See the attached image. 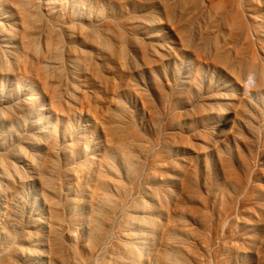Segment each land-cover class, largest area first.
<instances>
[{"label": "rangeland", "instance_id": "obj_1", "mask_svg": "<svg viewBox=\"0 0 264 264\" xmlns=\"http://www.w3.org/2000/svg\"><path fill=\"white\" fill-rule=\"evenodd\" d=\"M169 226L264 264V0H0V264H159Z\"/></svg>", "mask_w": 264, "mask_h": 264}, {"label": "bare ground", "instance_id": "obj_2", "mask_svg": "<svg viewBox=\"0 0 264 264\" xmlns=\"http://www.w3.org/2000/svg\"><path fill=\"white\" fill-rule=\"evenodd\" d=\"M112 118V117H111ZM116 119V118H115ZM116 126V125H115ZM114 127V126H113ZM118 128V127H117ZM117 128H115V129H117ZM112 132V131H111ZM114 133V132H113ZM122 134V133H121ZM113 137V136H112ZM120 137V136H119ZM115 140V139H114ZM117 140V139H116ZM115 140V141H116ZM120 141V140H119ZM115 145H116V143H115ZM118 145V144H117ZM104 195V194H103ZM102 196V195H101ZM103 199V198H102ZM107 199H109V198H107ZM106 200V199H105ZM231 217V215L229 214L228 215V218H230ZM224 218H227V217H224ZM177 221V220H176ZM218 222H220V221H218ZM173 224V223H172ZM171 225V224H170ZM219 225V224H218ZM224 225V222H221L220 223V225H219V227L217 226V229H219V228H222V226ZM168 226V225H167ZM166 226V227H167ZM178 225H176V227H177ZM175 227V228H176ZM164 228V227H163ZM173 228H174V226H173ZM168 230H167V232H165L164 233V239H163V243H162V250L163 251H161V252H163L162 253V255H161V257L160 258H158V260H159V264H192V263H188V262H186L185 260H187V259H185V258H188L187 257V255L189 254H183V255H185L186 257L184 258V257H182L183 255L182 254H180V255H182L180 258H184L183 260L182 259H179V257L178 256H180V255H178L177 256V258H175V255L173 256L170 252H169V250H171V252H172V248H174L175 249V247H178V245L177 244H179V242H182L181 240H180V238L181 237H179V240L176 238V236L175 235H173L172 233H171V226H169V228H167ZM166 231V230H165ZM184 231V230H183ZM190 230L188 229V231H187V233L189 232ZM162 232H164V231H162ZM178 233V232H177ZM179 233H180V231H179ZM185 233V232H184ZM190 233V232H189ZM176 234V233H175ZM186 234V233H185ZM185 234H183L184 236H185ZM178 235V234H177ZM187 236L188 235H190V234H186ZM214 235H215V233H214ZM185 238V237H184ZM213 238V237H212ZM181 239H183V238H181ZM211 239V238H210ZM221 239V238H220ZM220 242V240H219V237H215V243H219ZM186 243V242H185ZM223 243V242H222ZM216 245V244H215ZM184 246V244L182 245H180V247H183ZM187 246V245H186ZM191 246V245H190ZM203 246H205V245H203ZM207 246V245H206ZM218 246H221V245H219L218 244ZM214 247V246H213ZM184 248H185V246H184ZM183 248V249H184ZM190 248V247H189ZM207 248V247H206ZM205 248V251L207 250ZM181 249V248H180ZM179 248L177 249V250H180ZM188 249V246H187V248L185 249V250H187ZM195 249V248H194ZM214 249V248H213ZM182 250V249H181ZM189 250H191V248L189 249ZM189 250H187V251H189ZM210 251V250H209ZM208 251V252H209ZM173 252H176L175 250H173ZM178 252H180L181 253V251H178ZM193 252V251H192ZM207 252V251H206ZM221 252V251H220ZM183 253V252H182ZM187 253V252H186ZM212 252H210V254H211ZM176 254H178V253H176ZM206 254V253H205ZM222 254V253H221ZM220 254V255H221ZM190 255V254H189ZM188 255V256H189ZM212 258L211 259H207V258H204V259H206L205 261H203L202 259V261L200 262V263H196V262H193V263H196V264H229V261H227L226 262V260L222 257V256H218V254L216 255V253L215 252H213L212 253ZM195 258H197V257H195ZM226 258V257H225ZM194 259V258H193ZM192 260V259H191ZM197 260V259H196ZM195 260V261H196ZM199 260V259H198ZM198 260H197V262H198ZM237 263V262H236ZM235 263V264H236ZM158 264V263H157ZM233 264H234V262H233Z\"/></svg>", "mask_w": 264, "mask_h": 264}]
</instances>
